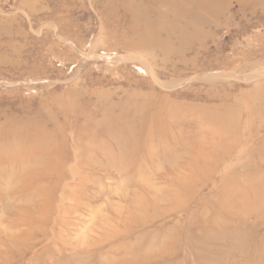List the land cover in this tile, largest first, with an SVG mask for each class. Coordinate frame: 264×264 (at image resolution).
Masks as SVG:
<instances>
[{
  "label": "rangeland",
  "instance_id": "1",
  "mask_svg": "<svg viewBox=\"0 0 264 264\" xmlns=\"http://www.w3.org/2000/svg\"><path fill=\"white\" fill-rule=\"evenodd\" d=\"M152 253L264 264V0H0V264Z\"/></svg>",
  "mask_w": 264,
  "mask_h": 264
},
{
  "label": "bare ground",
  "instance_id": "2",
  "mask_svg": "<svg viewBox=\"0 0 264 264\" xmlns=\"http://www.w3.org/2000/svg\"><path fill=\"white\" fill-rule=\"evenodd\" d=\"M78 195V194H77ZM76 195V196H77ZM70 198H68V199H70V200H72V196H69ZM75 196H73V198H74ZM76 199L77 198H79V197H75ZM137 250V247H129V249H128V253H132V252H134V251H136ZM141 250V249H140ZM78 254V253H77ZM162 255H160V254H153L152 253V255L151 256H149V259L147 258L146 259V261L144 262V263H146V264H149V263H151V262H153L154 260H157V259H159L160 257H161ZM145 259V258H144Z\"/></svg>",
  "mask_w": 264,
  "mask_h": 264
}]
</instances>
